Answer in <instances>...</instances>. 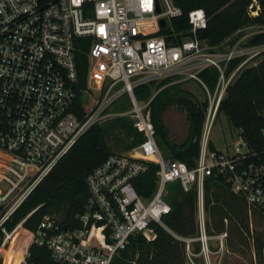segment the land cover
Returning <instances> with one entry per match:
<instances>
[{"label": "built area", "instance_id": "obj_1", "mask_svg": "<svg viewBox=\"0 0 264 264\" xmlns=\"http://www.w3.org/2000/svg\"><path fill=\"white\" fill-rule=\"evenodd\" d=\"M258 9L257 0L248 2L249 15ZM178 14L171 0H0V261L8 255L13 233L27 231V247L14 264H38L28 259L32 243L48 250L49 264H111L131 236L154 237L151 223L162 224L160 216L169 211L165 183L175 179L182 189L195 185L201 242L208 237L203 232L204 175L222 181L248 209L264 213V126L257 146H250L237 127L232 152L208 145L225 85L242 62L264 51V42L238 48L239 35L226 47L205 42L196 35L206 21L201 7L187 11L188 34L177 42L166 40L159 30ZM248 25L254 27L252 34L264 32V21ZM81 49L86 69L84 84L78 86L76 53ZM236 56L243 57L225 74ZM210 66L217 71L212 90L198 75ZM165 76L195 80L206 95L191 166L162 154L150 97L132 94L133 86ZM116 116L129 119L140 139L126 151L109 153L86 173L87 195L73 216L76 222L64 225L58 216L43 213L33 229H26L22 221L36 205L8 228L11 214L77 138L92 124ZM151 162L156 164L155 185L143 198L131 178ZM215 235L222 238L224 232Z\"/></svg>", "mask_w": 264, "mask_h": 264}, {"label": "trees", "instance_id": "obj_2", "mask_svg": "<svg viewBox=\"0 0 264 264\" xmlns=\"http://www.w3.org/2000/svg\"><path fill=\"white\" fill-rule=\"evenodd\" d=\"M171 1L179 7L180 14L171 17L168 25L159 31L165 34L166 40L173 42L189 33L187 11L194 7H201L206 16L205 26L197 29L196 35L209 44L231 45L239 35L233 33L240 26L264 21V0H257L259 9L255 15L248 14L247 4L250 0ZM262 42L264 32L253 33L245 40L246 44ZM258 55L262 57L256 62L240 65L235 71L225 85L214 114L223 113L229 124L241 128V134L250 146L262 143L260 128L264 126V51ZM241 58L242 56L232 58L227 63L225 74ZM76 66V85L82 86L86 69L85 49L76 53ZM198 75L208 89L212 90L216 81V69L206 67ZM172 79V76H165L137 84L132 87V94L135 99L150 97V117L155 141L162 154L191 166L198 153L206 99L197 100L181 85V80L171 81ZM122 97L127 105L128 100L125 96ZM75 103L78 106V96ZM167 105L180 109L187 122L185 138L179 142L169 139L160 120V114ZM119 125L123 128L124 136H117L112 132ZM110 137H113L114 144L121 151L134 145L140 139V134L126 117L116 116L89 126L34 186L11 214V220L6 222V226L10 228L36 205L38 206L22 221V226L26 229H33L43 213L56 214L64 225L76 222L73 216L81 211L87 195L84 181L86 173L109 153L117 152L108 144ZM209 147L213 148L210 142ZM155 169L156 164L151 162L147 170L131 178L135 191L143 198L148 197L154 189ZM164 188L163 198L169 204V211L160 216L162 224L151 223L154 237L145 239L142 234L131 236L127 245L113 256L111 264H198L199 260L194 254L201 251V240L198 238L195 185L182 189L175 179L166 182ZM202 211L205 235L224 232L222 246L225 251H236L239 246H249L251 239L258 264H264V232H252L248 225L250 214H259L264 218L263 212L248 209L240 195L229 191L222 181L212 175H204L202 178ZM27 242V231H15L7 245L8 255L1 259L0 264H4L5 260L8 264H14L18 254L27 247ZM28 250L29 260L38 264L50 263L45 247L32 243ZM219 264L227 262L223 258Z\"/></svg>", "mask_w": 264, "mask_h": 264}, {"label": "rangeland", "instance_id": "obj_3", "mask_svg": "<svg viewBox=\"0 0 264 264\" xmlns=\"http://www.w3.org/2000/svg\"><path fill=\"white\" fill-rule=\"evenodd\" d=\"M235 32L239 33L236 47L242 48L247 45L245 40L252 34V32H254V27L252 29V27L248 24H244L239 27L238 31ZM223 46L226 47L225 45ZM219 47L215 46V48ZM261 57L262 55L256 54L254 57H249L245 62H242L244 63L242 65L253 64ZM173 80H181V85L184 86L197 100H202L206 96L202 88L195 80L177 78H173ZM160 120L171 141L179 142L185 138L187 122L184 113L176 106L167 105V107L160 114ZM112 132L117 134V136H124L123 128L120 125L117 127V130L113 128ZM236 140L238 139L235 128L228 123L226 116L223 113L216 114L210 123L208 131V145L210 142L216 149L230 153L233 151V143ZM108 144L113 151L119 150V148L114 144L113 137L108 139ZM253 209L261 213V211L257 208L253 207ZM52 215L57 216L56 214ZM248 225L250 231L252 232H264V218L262 215L250 214L248 218ZM15 237L18 236L15 234ZM189 249L191 250V246H189ZM252 249L254 248L250 239L249 246H239L236 251H225L222 246V238H218L215 234H211L205 241L201 242V251L194 254V256L198 258V264H219L223 258L226 260L227 264H258L257 256L253 253ZM188 253L189 255H192L190 251H188ZM4 264H8V261L5 260Z\"/></svg>", "mask_w": 264, "mask_h": 264}, {"label": "crops", "instance_id": "obj_4", "mask_svg": "<svg viewBox=\"0 0 264 264\" xmlns=\"http://www.w3.org/2000/svg\"><path fill=\"white\" fill-rule=\"evenodd\" d=\"M171 81H174V80H171ZM170 81V82H171ZM177 81H179V80H177ZM200 86V85H199ZM184 87V86H183ZM201 87V86H200ZM185 88V87H184ZM205 94V93H204ZM205 99H206V97H204ZM206 104H207V101H206ZM206 108V107H205ZM204 115H205V112H204ZM203 121H204V119H203ZM203 124V123H202ZM211 145L213 146V144L211 143ZM198 148H199V144H198ZM213 148H215L214 146H213ZM129 149V148H128ZM128 149H124V150H121L122 152L123 151H126V150H128ZM121 151H117V152H121Z\"/></svg>", "mask_w": 264, "mask_h": 264}, {"label": "water", "instance_id": "obj_5", "mask_svg": "<svg viewBox=\"0 0 264 264\" xmlns=\"http://www.w3.org/2000/svg\"><path fill=\"white\" fill-rule=\"evenodd\" d=\"M159 22H160V24H163L164 23L163 18H160Z\"/></svg>", "mask_w": 264, "mask_h": 264}]
</instances>
